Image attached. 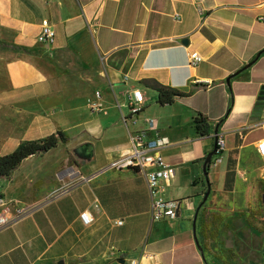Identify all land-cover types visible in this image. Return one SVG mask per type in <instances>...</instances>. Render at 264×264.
Instances as JSON below:
<instances>
[{
	"label": "crops",
	"instance_id": "crops-1",
	"mask_svg": "<svg viewBox=\"0 0 264 264\" xmlns=\"http://www.w3.org/2000/svg\"><path fill=\"white\" fill-rule=\"evenodd\" d=\"M44 19L56 32L53 44L38 42ZM263 19L264 0H0V156L58 130L69 136L0 178V197L12 212L29 211L0 231V264H209L198 245L196 212L208 188L204 162L215 149L214 135L226 139V165L210 170L211 193L236 191L257 174L264 178L257 165L264 164L257 151L264 136ZM194 51L203 57L197 66L189 64ZM71 79L110 83L102 117H84L81 101L95 112ZM150 80L189 96L160 105ZM114 85L128 102L134 89L143 92L137 121L115 103ZM199 113L208 119L206 136L194 124ZM139 131L171 141L163 154L176 176L165 197L178 216L152 221L145 175L118 170L95 187L111 195L118 183L121 192L127 187L140 198L144 192L146 201L131 205L140 217L136 235L114 234L125 219L102 223L111 221L108 207L98 197L88 204L84 185L128 151ZM86 143L93 146L89 158L76 153ZM59 147L66 153L52 157ZM230 168L235 181L226 189ZM85 210L95 217L91 225L81 220Z\"/></svg>",
	"mask_w": 264,
	"mask_h": 264
},
{
	"label": "rangeland",
	"instance_id": "rangeland-1",
	"mask_svg": "<svg viewBox=\"0 0 264 264\" xmlns=\"http://www.w3.org/2000/svg\"><path fill=\"white\" fill-rule=\"evenodd\" d=\"M69 84H73L81 91L84 98H89L90 102L96 101V89L102 93L100 99L104 106V111L110 106L107 99L110 94H113L110 83L105 81H96L90 83L80 82L78 79H71ZM116 92L115 103L121 106L124 113H128L127 96L122 92L120 85H114ZM108 94V97H105ZM81 107L84 117L99 118L103 113H91V111ZM91 113L92 116L89 114ZM92 121V120H91ZM107 134V133H106ZM108 138V136H107ZM78 139V138H77ZM76 139V140H77ZM72 139V142L76 141ZM80 147V146H79ZM66 153L64 147H59L55 150L52 157L60 156ZM89 161V160H88ZM226 161L221 160L215 171L222 172L225 168ZM258 167L264 168V164L257 161ZM118 170H109L100 174L89 184L84 185L87 188V202L90 204L94 202L96 197L101 199V206L108 207L107 215L110 217L102 218V223L106 221L107 227H111L116 220L125 219L123 226L112 228L114 234L130 233L135 236L138 230V222L140 220L139 214L135 209H132L133 201L137 203H144L146 195L144 192L141 198L135 190H130L125 187L121 192L120 185L116 183L113 186L112 193L110 191L105 195L104 188H98L100 181L106 179ZM118 173V172H117ZM235 172L226 183V189L231 180L235 181ZM221 175L219 179L221 180ZM1 181V180H0ZM3 181V180H2ZM217 182V181H216ZM3 183V182H2ZM222 181H220V184ZM206 190H204V197L207 193L210 195L209 200L202 201L196 212V229L198 232V244L202 252L207 258L209 264H264V178L259 174L252 177L251 180L240 182V186L236 191L223 192L218 189V182L214 183L215 190L211 193V186H208L206 179ZM91 187V189L89 188ZM220 187V186H219ZM122 193V194H121ZM73 193L64 195L61 199L67 201L71 198Z\"/></svg>",
	"mask_w": 264,
	"mask_h": 264
},
{
	"label": "built area",
	"instance_id": "built-area-1",
	"mask_svg": "<svg viewBox=\"0 0 264 264\" xmlns=\"http://www.w3.org/2000/svg\"><path fill=\"white\" fill-rule=\"evenodd\" d=\"M177 19L179 18L177 17ZM37 39L42 44H53L55 42L56 32L47 19L42 21ZM202 61L203 57L197 51L190 54V65L197 66ZM96 97L97 100L90 103V108L92 111L100 113L104 111V106L100 100L101 93L99 91L96 92ZM144 102L145 96L143 92L140 89H134L128 104L131 118L135 121H137L139 114L142 112ZM145 122L151 127L154 125L155 120L153 118H146ZM262 127L264 130V122L262 123ZM214 136L218 156L212 167H216L221 162V156L226 149L224 135L216 133ZM131 143L132 146L128 151L112 161L101 172L133 169L144 174L150 195L151 220L159 221L164 218H177V207L165 197L167 187L171 185L176 176V169L166 161L163 154V150L171 144L169 137L156 135L153 138H149L145 131H139L132 136ZM257 151L264 162V136L259 141ZM0 206L2 207L0 210V231L29 213V211L22 209L12 212L11 207L4 202L2 197H0ZM80 217L85 225H91L95 221L94 215L88 210L83 211ZM123 223L122 219L116 221L117 225H123ZM109 264H118V262L114 261ZM129 264H140V262L137 259H131Z\"/></svg>",
	"mask_w": 264,
	"mask_h": 264
},
{
	"label": "trees",
	"instance_id": "trees-1",
	"mask_svg": "<svg viewBox=\"0 0 264 264\" xmlns=\"http://www.w3.org/2000/svg\"><path fill=\"white\" fill-rule=\"evenodd\" d=\"M147 84L156 90L158 94V103L163 106L172 104L176 99H183L189 96L187 93L163 85L155 80L147 81ZM223 120L224 119H222L217 126H219ZM194 124L200 136H206L208 134V119L202 113H199L194 118ZM68 141L69 136L62 130H58L40 139L23 141L13 152L0 156V178H8L24 159L35 154L46 153L51 149L56 148L60 143H67ZM217 156L218 154L216 153V150H214L211 163L210 165H207V168L204 170V175L207 180L211 167L217 159ZM233 172V168H230L227 171L226 180L231 178ZM200 250L202 251L201 248Z\"/></svg>",
	"mask_w": 264,
	"mask_h": 264
},
{
	"label": "water",
	"instance_id": "water-1",
	"mask_svg": "<svg viewBox=\"0 0 264 264\" xmlns=\"http://www.w3.org/2000/svg\"><path fill=\"white\" fill-rule=\"evenodd\" d=\"M214 150H216V146H215V149H214ZM76 153L79 154V155H81V156H83V157H87V158H89V157H91L92 154H93V146H92L91 143H86V144H84V145L78 147V148L76 149ZM212 158H213V152H211V153H209V154L207 155L206 160H205V162H204V170L207 168V165H210ZM208 194H209V193H207V194L205 195V197H204V199H203L204 201L207 199ZM263 198H264V195H263Z\"/></svg>",
	"mask_w": 264,
	"mask_h": 264
}]
</instances>
